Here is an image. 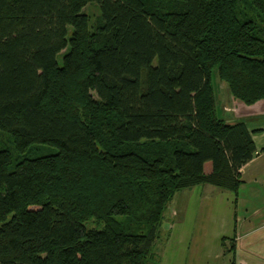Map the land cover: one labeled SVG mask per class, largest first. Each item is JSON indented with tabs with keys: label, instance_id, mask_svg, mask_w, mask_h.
<instances>
[{
	"label": "trees",
	"instance_id": "1",
	"mask_svg": "<svg viewBox=\"0 0 264 264\" xmlns=\"http://www.w3.org/2000/svg\"><path fill=\"white\" fill-rule=\"evenodd\" d=\"M214 71L264 99V0H0V131L57 147L14 166L0 148V264H153L176 191L236 192L256 147L218 116Z\"/></svg>",
	"mask_w": 264,
	"mask_h": 264
},
{
	"label": "crops",
	"instance_id": "2",
	"mask_svg": "<svg viewBox=\"0 0 264 264\" xmlns=\"http://www.w3.org/2000/svg\"><path fill=\"white\" fill-rule=\"evenodd\" d=\"M240 108L227 120L246 124L256 153L241 167V183L236 192L209 184L180 190L186 192L182 195L184 199L189 192L201 188L208 202L197 205L203 214L189 221L186 216L191 206L187 201L179 200L177 208H173L166 242H195L189 254L187 250L175 257L174 264H208L209 261L217 264L219 259L220 264H264V99ZM210 170V162H206L204 171ZM152 252L154 259L159 260L158 252L153 249ZM226 255L228 262L222 260Z\"/></svg>",
	"mask_w": 264,
	"mask_h": 264
},
{
	"label": "rangeland",
	"instance_id": "3",
	"mask_svg": "<svg viewBox=\"0 0 264 264\" xmlns=\"http://www.w3.org/2000/svg\"><path fill=\"white\" fill-rule=\"evenodd\" d=\"M242 6V10L246 12V14L251 15L252 13L247 10V8L244 5ZM82 12L86 15L88 19V27L90 32H94L98 29V27L101 25V16L99 11V6L96 2H90L88 3L83 9ZM73 28L72 26L67 27V34L70 35ZM63 53V52H62ZM61 52L57 55L56 60L58 63L61 62ZM211 83L214 90V95L216 99V107H217V114L220 117H223L225 120L228 119V116L232 115L237 110L240 111V107L243 105L242 102L235 100L230 93L228 92V88L223 82L218 74L214 71L211 76ZM237 103V104H236ZM239 103V104H238ZM0 148L6 149L11 153L12 156V166L17 163L20 159L23 157H33L37 155H43V154H53L57 152V147L55 146H40L36 145L32 148H30L25 154H18L15 151V148L13 146L12 140L10 136L7 133H3L0 131ZM201 187V186H198ZM183 193L186 192H180L176 191L173 194V197L168 202L166 209L164 211V217L163 220L159 226L158 229V237L153 245V250L158 252L160 259L156 260L153 259V264H174V260L176 256H179L180 252H187V254L190 253V250L194 248L195 242H184V243H178V244H171L167 243L166 240L168 238V221L173 217L172 212L173 208L178 206V203L180 201H187L191 209L189 210L186 219L189 221L191 219L200 218V215L203 214V212L199 211L197 205H200L204 202H208V199L201 193V188H196L194 192H189L187 195V198L182 199ZM180 200V201H179ZM210 202V201H209ZM197 207V208H196ZM205 213V212H204ZM178 218V216H177ZM121 222L124 224H127L128 226L133 228L134 224L133 222L128 218H119ZM89 226L96 227L97 224L95 222H90ZM209 245H212L210 243ZM177 252H174V251ZM224 262H228L229 256L226 255L224 258H222ZM222 261V263H223ZM212 261H209L208 264H211ZM217 264H220V259L217 260ZM226 264V263H225Z\"/></svg>",
	"mask_w": 264,
	"mask_h": 264
}]
</instances>
